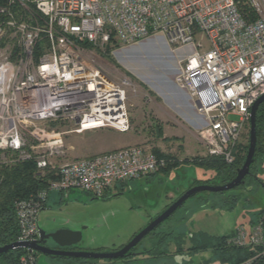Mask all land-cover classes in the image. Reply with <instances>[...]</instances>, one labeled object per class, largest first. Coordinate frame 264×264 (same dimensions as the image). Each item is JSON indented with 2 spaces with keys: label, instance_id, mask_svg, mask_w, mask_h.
<instances>
[{
  "label": "built area",
  "instance_id": "2783aa9c",
  "mask_svg": "<svg viewBox=\"0 0 264 264\" xmlns=\"http://www.w3.org/2000/svg\"><path fill=\"white\" fill-rule=\"evenodd\" d=\"M113 34L123 45L161 36L178 49L193 47L175 82L205 119L197 134L207 154L235 161L252 106L264 95V0L0 1V150L34 159L44 176L46 168L54 172L45 189L17 202L19 241L39 238L38 216L52 191L101 197L167 165L141 144L58 169L42 156L41 149L64 155L72 132L131 128L127 100L134 82L114 78L108 59L96 52ZM198 34L209 38L210 50L199 51ZM68 125L72 129L59 128ZM226 244L250 250L234 264H264V209L240 223ZM36 263L37 252L27 250L18 264Z\"/></svg>",
  "mask_w": 264,
  "mask_h": 264
},
{
  "label": "rangeland",
  "instance_id": "374dc122",
  "mask_svg": "<svg viewBox=\"0 0 264 264\" xmlns=\"http://www.w3.org/2000/svg\"><path fill=\"white\" fill-rule=\"evenodd\" d=\"M112 36V40L98 48L96 52L103 56L110 55L115 60L116 64L108 60L109 66L116 71L114 78L129 77L134 82V85L128 89L127 100L131 128L126 132L112 127H103L83 133L72 132L65 136L64 155H49L47 149H41L42 156L46 157L51 166L57 169L62 163L73 159L137 144L148 146L158 153L173 155L170 152H178L180 156L185 155L190 160L199 158L198 156H207L202 142L188 138L185 129L180 132L182 135H187L189 141L183 148H179L173 138L164 135V123H171L172 120L162 114L158 117L162 113L158 104L169 106L176 103L178 87L175 84V70L182 66L183 58L193 51V47L183 56L176 46L167 44L161 36H151L131 45L120 44L116 36L114 34ZM196 39L202 45L200 52L210 50L211 42L207 36L198 34ZM158 123L163 125L161 136H158L157 132ZM72 127L68 125L59 128L68 130ZM249 136L250 127L241 138L237 156L239 153L241 156L247 150ZM19 157L17 153L0 150V166L19 162ZM193 163V161L183 162L169 173L159 171L155 175L130 181L124 191L117 195L112 193L108 196L95 197L79 189L65 192L52 191L49 195L48 206L39 213V227L44 230L85 228L81 243L82 249H118L164 210L168 203H171L170 195L179 196L194 179L215 178L217 174L215 169H206ZM256 164L260 166L258 177L264 182V157ZM254 181L253 183L247 182L248 188L239 187L225 192L224 196L238 197L237 200L228 198L227 206L202 208L198 206V199H190L158 230L170 231L174 228L176 232L206 231L218 236L230 234L240 223H248L264 209V185ZM215 182L222 184L220 178H216ZM203 194L210 197L213 203L218 204L219 199L215 196L216 194L210 192H203ZM148 238H144L138 246L139 250L143 248ZM173 249L169 247V250ZM70 261V263L60 260L52 261L48 256L37 253L38 264H82L78 259H70ZM114 264L227 263L211 251H202L193 256L177 254L131 262L118 261Z\"/></svg>",
  "mask_w": 264,
  "mask_h": 264
},
{
  "label": "trees",
  "instance_id": "16d2710c",
  "mask_svg": "<svg viewBox=\"0 0 264 264\" xmlns=\"http://www.w3.org/2000/svg\"><path fill=\"white\" fill-rule=\"evenodd\" d=\"M3 1V0H0ZM105 57L111 62L115 63V60L110 55H105ZM257 123H258V148H257V161L264 157V102L260 105L257 113ZM159 125V126H158ZM163 125L157 124L158 136L162 135ZM248 148V146H247ZM154 151V150H153ZM158 156L165 157L167 159V165L162 168L161 171H170L174 167H177L183 162H194L193 164L199 165L206 169H215L217 174L215 178L201 181L207 183H216L215 179L220 178L221 183H225L231 180L236 174L239 167L242 166L247 150L244 153L238 154L236 152V158L233 163H227L220 157L215 156H198L199 158L189 159L185 158L180 160L174 155H169L166 153H158L154 151ZM257 163V162H256ZM254 165L252 171L254 174L257 173L258 166ZM47 176L40 173L37 162L34 159L20 160L19 162H14L10 165L0 166V246L5 244H10L17 240L20 233L19 221L17 218L16 206L17 202L24 198H29L35 196L41 189H45L47 186V180L54 175L53 171H49L46 168L45 171ZM50 172V173H49ZM258 177V176H257ZM257 182L264 185V182L258 177ZM200 183V182H199ZM251 183V182H250ZM253 183V182H252ZM207 193V192H206ZM213 193V192H210ZM219 199L218 204L211 203L208 206L213 208L217 206H227L229 200H237V196H224L222 193H214ZM205 198V197H204ZM210 197L205 198V202H211ZM214 202V201H212ZM222 203V204H221ZM235 231V230H234ZM232 231L227 235H211L206 232L200 231L191 237L192 245L188 248L191 254L199 253L202 251H211L214 255H218L221 260L228 264L237 263L247 256L250 255V250L246 248H238L235 246H228L226 244L227 238L234 234ZM164 236L161 237L160 245L164 244L167 240L168 235H175L173 231L161 233ZM178 236V235H177ZM183 234H180L182 238ZM179 237V236H178ZM179 237V238H180ZM183 239L177 242L178 250L182 249ZM26 249H17L10 251L6 254L0 256V264H18L20 256L24 254ZM82 264H95L99 262L98 260H82L78 259ZM70 260H68V263ZM38 264V262L36 263Z\"/></svg>",
  "mask_w": 264,
  "mask_h": 264
},
{
  "label": "water",
  "instance_id": "95a60500",
  "mask_svg": "<svg viewBox=\"0 0 264 264\" xmlns=\"http://www.w3.org/2000/svg\"><path fill=\"white\" fill-rule=\"evenodd\" d=\"M264 102V95L261 96L252 106L251 110V123H250V136L247 152L244 162L241 167L238 168L237 174L229 181L217 184L201 182L195 186L189 188L185 193L177 200L168 205L158 215L153 217L143 229L137 232L134 237L126 244L118 249L113 250H87V249H55L46 245V238L51 237L59 246L69 247L79 244L83 240L81 229L74 230L71 228H58L54 232L46 234V230L40 228L39 238L33 241H19L16 240L10 244L0 246V256L10 251L17 249H26L29 251H36L40 254H44L53 259H82V260H123L131 256L139 254L134 248L152 231L158 229L166 220L179 211L186 203V201L194 197L198 193L213 192L219 193L229 191L239 187L248 188L247 176H254V179L258 177L254 175L252 169L257 162V148H258V123L257 113L260 105Z\"/></svg>",
  "mask_w": 264,
  "mask_h": 264
},
{
  "label": "flooded vegetation",
  "instance_id": "af4514ba",
  "mask_svg": "<svg viewBox=\"0 0 264 264\" xmlns=\"http://www.w3.org/2000/svg\"><path fill=\"white\" fill-rule=\"evenodd\" d=\"M257 165V164H256ZM259 169H260V166L258 165V168H257V173L256 174H254V175H256V176H258V172H259ZM246 180H247V182L248 183H252L254 180V182H257L258 180L257 179H254V176H247L246 177ZM201 181H206V180H204V179H194L193 181H192V183L190 184V186L186 189V190H184L179 196H177V197H175L176 196V194H172L171 196H170V198H171V203L172 202H174L175 200H177L178 198H180V196H182V194L183 193H185L189 188H191V187H193V186H195L196 184H199V182L201 183ZM247 186V185H246ZM225 192H227V191H224V192H219V193H222L221 195H224L225 194ZM175 197V198H174ZM207 198V196L205 195V194H203V193H198V194H196L194 197H192L193 199H198V201H199V205L198 206H200V207H202V208H205L206 206H208L209 204H211V203H213L212 201L211 202H205V198ZM192 198H190V199H192ZM190 199H188L186 202H188ZM171 203H169V204H167L166 205V207L168 206V205H170ZM165 207V208H166ZM187 216V215H186ZM172 217V216H171ZM162 226V225H161ZM160 226V227H161ZM159 227V228H160ZM158 228V229H159ZM84 229L85 228H83V229H81V231H82V235H83V238H84ZM158 229H156V230H154V231H152L151 233H149V235L148 236H150V237H152V238H148V236H146L145 238H148L149 240H147L146 241V243H145V245L143 246V248L141 249V250H139L138 249V246L142 243V241L144 240H142L135 248H134V250L136 251V252H139V254H137V255H135V256H131V257H129V258H126L125 260H104V261H108V262H110V263H112V264H114V262H118V261H126V262H131V261H136V260H143V259H156V258H158V257H165V256H170V255H173V256H175V255H177V254H179V255H181V256H183V255H188V256H193V255H196L197 253H195V254H191L190 253V251H189V247L192 245V243H191V237L193 236V234H195V233H193V232H190V231H188V232H185V233H182L183 234V236H182V238L180 237V234H181V232H176V230L173 228L171 231H173L174 232V234L175 235H168V236H166V237H168L167 238V240L166 241H164V244L163 245H160V241H161V237H163L164 235L163 234H161V233H166V232H170L169 230L168 231H165V229L164 230H158ZM56 230V229H55ZM55 230H46V234H49V233H52V232H54ZM198 232H200V231H198ZM203 232H206V231H203ZM206 233H208V232H206ZM136 234V233H135ZM134 234V235H135ZM209 234V233H208ZM134 235L131 237V239L134 237ZM180 237H178V236ZM212 235V234H211ZM225 235H227V234H225ZM215 236H218V235H215ZM40 237V236H39ZM130 239V240H131ZM181 239H183L182 240V242H181V244H182V249L181 250H178V245H177V242L179 241V240H181ZM129 240V241H130ZM152 240V241H151ZM83 242V240L79 243V244H77V245H74V246H69V247H61V246H59L51 237H48V238H46V245H48V246H51V247H53V248H55V249H66V250H76V249H80V248H82L81 247V243ZM149 243V244H148ZM124 245V244H123ZM122 245V246H123ZM169 247H171V248H174L172 251L171 250H169ZM165 248V249H164ZM38 253V252H37ZM200 253V252H199ZM49 257V256H48ZM49 259H51L52 261H57V260H60V261H62V262H68V260H66V259H59V258H57V259H53V258H50L49 257ZM70 260V259H69Z\"/></svg>",
  "mask_w": 264,
  "mask_h": 264
},
{
  "label": "crops",
  "instance_id": "0c3cea01",
  "mask_svg": "<svg viewBox=\"0 0 264 264\" xmlns=\"http://www.w3.org/2000/svg\"><path fill=\"white\" fill-rule=\"evenodd\" d=\"M179 50H180V53H182L184 56L185 52L188 53L190 48L185 47V48H181ZM177 72H178V69L175 70V73H177ZM177 87H178V97H177L176 103L169 105V106H164V105L160 106V104H158V106H159L158 108H159L160 112H162V113H160V115H158V117H161V114H162V116L167 117L168 119L172 120L171 123H169V122L164 123V135L170 136L171 138H173V140L179 145V148H181V147L183 148L185 146V144L187 143V141H189L188 138H192L194 140L199 141L197 131L201 126H203L205 124V119L203 116H201L197 112V110L195 108V104H194L193 100L191 99V97L189 96L188 92L178 85H177ZM177 129H180V130L178 131ZM184 129L186 130V134L188 133V138L186 137L187 135H182V132H180L181 130H184ZM173 140H171V141H173ZM171 151H174V150H171ZM170 153H172L174 156L178 157L180 160L187 158V156H185V155L180 156L178 152L177 153L176 152H170ZM197 154L200 155L199 152H197ZM170 171H162V172L169 173ZM153 175H155V174H153ZM127 185H129V184L125 183V184H122L121 186H116L108 194H106V196H108L109 194H112V193H115V195L121 194V192L124 191V189ZM49 200L50 199L48 198V201H47L44 208H46L48 206ZM183 219H184V217H183ZM172 229H170V232ZM190 232L197 233L198 231H190ZM181 233H185V232H181Z\"/></svg>",
  "mask_w": 264,
  "mask_h": 264
}]
</instances>
